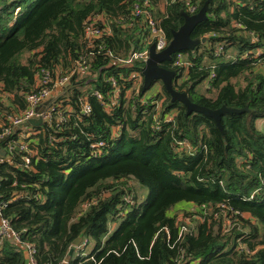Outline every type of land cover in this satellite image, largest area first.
Masks as SVG:
<instances>
[{
	"label": "trees",
	"instance_id": "16d2710c",
	"mask_svg": "<svg viewBox=\"0 0 264 264\" xmlns=\"http://www.w3.org/2000/svg\"><path fill=\"white\" fill-rule=\"evenodd\" d=\"M131 1L0 0V133L8 115L26 108L39 69H68L82 49V21L123 14ZM148 1L168 41L186 0ZM194 1L198 9L204 0ZM205 12L189 34L206 35L205 42L180 52L182 67L161 65L175 70L172 85L191 102L248 112L221 114L220 132L208 116L185 114L161 85L151 96L141 85L124 96L141 63L121 67L91 56L88 74L55 97L64 117L57 127L28 125L0 138L1 215L18 239L0 237V264H27L24 244L35 264H264V0H209ZM142 31L138 23L113 27L107 47L126 56L142 46ZM110 75L118 103L104 111L93 93L110 94ZM27 130L33 153L22 167V152L10 157L5 146ZM99 140L104 145L91 156ZM175 204L178 212L168 213Z\"/></svg>",
	"mask_w": 264,
	"mask_h": 264
},
{
	"label": "built area",
	"instance_id": "2783aa9c",
	"mask_svg": "<svg viewBox=\"0 0 264 264\" xmlns=\"http://www.w3.org/2000/svg\"><path fill=\"white\" fill-rule=\"evenodd\" d=\"M166 1V0H165ZM176 1V0H170ZM197 4L194 0H186V12L187 14H194L197 11ZM135 23H138L142 27L140 35L141 47L138 50H131L126 56L114 55L107 47V40L111 37L113 27H120L121 29L132 27ZM79 39L82 43V49L78 52L77 56L73 58L70 66L64 72H53L52 70L41 68L36 74V88L34 91L25 95L26 108L20 111L17 115H8V126L2 129L0 138L7 137L12 126L19 125L20 123L30 118H40V124L44 126H55L64 120L63 114L58 111L57 105L54 104L55 97L58 92L66 87L71 81L72 77L76 80L88 74V60L91 56L99 55L108 58L113 64L124 67L130 66L134 62H139L143 67L144 61L147 58L148 47L153 44L154 51H160L167 43L165 34L159 25V21L153 16L152 8L148 0H132L129 6V10L123 14L113 16L105 15L103 13H94L87 16L81 24ZM172 60H170V66L182 67L186 64L180 52L174 53ZM182 78V77H181ZM126 79L131 80L130 88L125 91L124 96L128 97L130 92L137 93L140 85L142 84L140 71H134L129 74ZM125 79V80H126ZM207 79L205 80V82ZM105 82L111 88L110 94L102 96L98 91H94L95 98L100 101L104 111L110 106H114L118 103V86L117 81L113 75L107 76ZM49 99L48 105L39 113L34 111V107L41 102ZM79 111L82 114L89 112V106L87 102L78 97ZM157 107V102L152 101ZM171 115H167L166 119H170ZM117 127L111 129V135L114 137L117 135ZM33 133L31 131H24L18 134V138L9 140L6 143L5 151L11 157L12 150H18L22 152L21 162L19 166L27 167L29 165V159L33 153L28 147L29 136ZM102 141H96L91 144L90 152L91 156H96L99 153V149L103 146ZM4 153V152H3ZM12 162V158L8 159ZM130 196L126 194L123 196L125 202H130ZM4 206V202H0V237H6L12 239L15 243L18 242L16 234L12 231L8 225V220L1 215V209ZM229 224L228 220L226 221ZM27 264H35L33 259L34 250L31 245L24 244L22 246ZM238 248L247 252V250L240 244Z\"/></svg>",
	"mask_w": 264,
	"mask_h": 264
},
{
	"label": "water",
	"instance_id": "95a60500",
	"mask_svg": "<svg viewBox=\"0 0 264 264\" xmlns=\"http://www.w3.org/2000/svg\"><path fill=\"white\" fill-rule=\"evenodd\" d=\"M209 0H204L202 5L194 14H187L186 11L180 10L182 16V23L176 30L170 31V37L163 49L160 51H154L153 44L148 47L147 58L144 61L143 67L140 71L142 84L141 91L144 92L153 83L158 81L162 86L163 90L168 94L170 101H177L182 104L185 109V114L191 112L202 113L212 119L216 127L221 132L220 126V116L223 113H241L247 111L246 106L241 108L227 107L225 105H220L218 108L209 109L200 106L194 102H191L187 97L185 92L177 90L172 85V79L175 75V70L172 68L163 67L161 64L163 62L170 61L171 55L177 52L192 50L198 44H203L207 39L206 35L192 38L190 37V31L194 25L200 21L207 18L206 8ZM49 99L36 105L33 109L36 113H39L43 108L48 105ZM41 122L40 118H30L19 125L12 126L11 131L16 132L20 128H24L28 125L36 126ZM3 155V151L0 149V156ZM82 232L71 241L70 247L66 252L63 262L66 263L72 253V249L79 246L81 240Z\"/></svg>",
	"mask_w": 264,
	"mask_h": 264
},
{
	"label": "rangeland",
	"instance_id": "374dc122",
	"mask_svg": "<svg viewBox=\"0 0 264 264\" xmlns=\"http://www.w3.org/2000/svg\"><path fill=\"white\" fill-rule=\"evenodd\" d=\"M182 59H184V58L182 57ZM258 70H259L260 72H264V67L261 66V67L258 68ZM81 87H82V86H81ZM82 88H83V87H82ZM159 89H160V84H159L158 81H156V82L153 83L148 89H146L145 94L148 95V96H151V95H153L154 93H156V91H158ZM176 206H178V205L175 204L174 206H172V207L168 210V213L173 214V213L178 212V210H179L180 208H177ZM180 207H181V206H180ZM92 246H93L92 243H91L90 241H88V242L83 246V248H82V253H83V254H87V253H89L90 250H91V248H92Z\"/></svg>",
	"mask_w": 264,
	"mask_h": 264
}]
</instances>
